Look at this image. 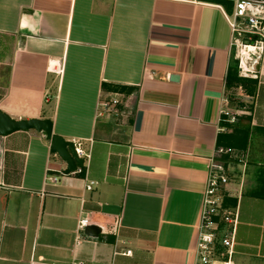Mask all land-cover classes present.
Segmentation results:
<instances>
[{"label":"crops","instance_id":"obj_1","mask_svg":"<svg viewBox=\"0 0 264 264\" xmlns=\"http://www.w3.org/2000/svg\"><path fill=\"white\" fill-rule=\"evenodd\" d=\"M231 20L201 0H0V112L50 120L83 159L64 174L41 133L0 138V264H195L210 164H228L217 151L264 141V44L248 126L220 117ZM110 92L126 108L97 118ZM248 163L228 185L232 263L264 264V161Z\"/></svg>","mask_w":264,"mask_h":264},{"label":"built area","instance_id":"obj_2","mask_svg":"<svg viewBox=\"0 0 264 264\" xmlns=\"http://www.w3.org/2000/svg\"><path fill=\"white\" fill-rule=\"evenodd\" d=\"M239 24L245 29H240ZM230 29L233 34L232 47L235 48V58L238 62V75L242 78H248L249 70L248 60L250 56L261 52L264 44V0H233L232 20L230 21ZM249 35L248 39L254 37L253 43L245 44L241 39V35ZM252 47L253 51L248 49ZM250 54V56H249ZM254 77V76H253ZM126 97L119 93L101 94L97 104V118L115 117L122 115V108L125 109ZM220 117L231 122L233 119L232 112L225 108L220 110ZM75 146V145H74ZM77 154H82L77 151ZM224 152L222 149L217 151L216 159ZM81 173V169H78ZM55 182V178H49ZM94 183L87 182L86 191H91ZM227 185L226 171L222 163L212 162L210 164V172L206 184L205 198L202 206L199 233L196 243V260L195 264H233L234 256V234L237 225V213H228L224 221L230 227L223 236H217L218 228L215 225L214 217L218 213L220 200L217 192L221 186ZM90 227L89 220L83 219L79 221V229ZM130 252H125V255ZM81 264V263H74Z\"/></svg>","mask_w":264,"mask_h":264},{"label":"rangeland","instance_id":"obj_3","mask_svg":"<svg viewBox=\"0 0 264 264\" xmlns=\"http://www.w3.org/2000/svg\"><path fill=\"white\" fill-rule=\"evenodd\" d=\"M240 29H245L243 25L239 24ZM246 35H241L240 39H246ZM250 56V54H249ZM250 56V60H248L249 66L247 69L249 70L248 80H253L254 76V69L251 68L253 61ZM253 69V70H252ZM234 70V69H233ZM235 75L238 76V66L235 67ZM246 80V79H244ZM244 88V87H243ZM244 89H242L241 86H236L233 89L229 90L226 94V98L228 99V107L232 112L233 119L231 120L230 125V132H233L234 129L241 128L246 129V127L249 124V118H250V112H251V99L249 97H245ZM118 124V123H117ZM226 132V131H225ZM249 137L251 144L246 146L240 141H233L231 143H228L226 147L222 148V150L226 153H223L220 155L222 158H224L228 164L223 165L226 171L227 176V185L221 186L218 189L217 195L220 200L219 206H218V213L214 217V222L216 227L218 228L217 236H221L225 234L229 230V226L224 221L225 218H227L228 213H233L234 210V203L232 200L229 199L228 195L231 193L229 192V186L230 184H240L243 179V173L248 169L249 163L252 160L260 159V161H264V157H258L255 158L250 151H254L257 154H262L264 152V141L263 140H254V135L249 132ZM264 137V136H262ZM253 140V141H252ZM249 142V143H250ZM245 145V146H244ZM247 155V156H246ZM246 160V163L244 162ZM245 163V167L243 166ZM234 164V165H233ZM243 166V167H242ZM244 168H246L244 170ZM244 170V171H243Z\"/></svg>","mask_w":264,"mask_h":264},{"label":"water","instance_id":"obj_4","mask_svg":"<svg viewBox=\"0 0 264 264\" xmlns=\"http://www.w3.org/2000/svg\"><path fill=\"white\" fill-rule=\"evenodd\" d=\"M177 79L176 77H171L170 81H176ZM30 131L41 133L45 140L50 143L51 153L66 163L64 174L74 173L77 167L80 169L83 167V159L78 156L74 144L53 134L50 120H14L0 112V138H5L17 132ZM87 234L96 237V229L89 227Z\"/></svg>","mask_w":264,"mask_h":264},{"label":"trees","instance_id":"obj_5","mask_svg":"<svg viewBox=\"0 0 264 264\" xmlns=\"http://www.w3.org/2000/svg\"><path fill=\"white\" fill-rule=\"evenodd\" d=\"M201 1L205 2V3H211L214 5L221 6L224 9V11L226 12V14H228V15L232 14L231 10L233 7V2L231 0H201ZM245 35L247 36V38L242 40L245 44L251 45L253 43V41L256 40L255 37L253 39L249 40L248 39L249 35H247V34H245ZM231 70L232 69L229 70L228 76L226 79V88L230 89L231 87L241 86L242 89H244L246 91V94L252 97L256 91L257 81L256 80L240 79L235 75V72H234L235 76L232 77V71ZM225 125H227V124H225ZM230 139L233 140V137H230ZM218 146H220L219 143H218ZM256 175H257L256 180L258 182H261L260 185H262L261 189L258 191V194L262 195L264 192V190H263L264 180L261 181V177L264 176V170H259Z\"/></svg>","mask_w":264,"mask_h":264},{"label":"bare ground","instance_id":"obj_6","mask_svg":"<svg viewBox=\"0 0 264 264\" xmlns=\"http://www.w3.org/2000/svg\"><path fill=\"white\" fill-rule=\"evenodd\" d=\"M248 50H249L250 52L253 51L252 47H250ZM252 61H253V66H252V67H253L254 70H256V69L258 68L259 61H258V59H254V60H252ZM252 67H251V68H252ZM253 69H252V70H253Z\"/></svg>","mask_w":264,"mask_h":264}]
</instances>
